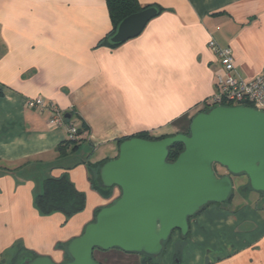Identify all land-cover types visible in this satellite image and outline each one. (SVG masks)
<instances>
[{"label": "crops", "instance_id": "1", "mask_svg": "<svg viewBox=\"0 0 264 264\" xmlns=\"http://www.w3.org/2000/svg\"><path fill=\"white\" fill-rule=\"evenodd\" d=\"M139 3L160 12L141 34L111 47L101 43L113 27L106 0H0V259L24 248L31 257L67 261V243L121 193L97 191L92 166L115 158L121 139L187 133L208 110L223 72L212 39L232 49L243 78L262 73L264 0ZM30 98L87 125L75 152L59 157L67 125H52L46 111L27 106ZM65 171L86 195L85 210L68 220L36 204L45 180ZM234 177L232 199L204 207L187 239L174 236L165 264L180 252L178 264H264V211L246 202L264 195L246 175ZM129 258L125 264L145 263L141 254Z\"/></svg>", "mask_w": 264, "mask_h": 264}, {"label": "water", "instance_id": "2", "mask_svg": "<svg viewBox=\"0 0 264 264\" xmlns=\"http://www.w3.org/2000/svg\"><path fill=\"white\" fill-rule=\"evenodd\" d=\"M158 13V7L150 6L125 17L109 41L121 44L138 36ZM175 143L184 148L168 161ZM218 168L226 173L220 175ZM99 174L102 185L118 187L120 196L69 242L71 260L61 264H102L94 258L95 250L114 248L158 257L174 231L187 236L190 217L210 203L231 199L233 176L246 175L251 188L264 193V110L216 106L197 113L187 133L157 140L127 138ZM25 264L56 263L37 256ZM145 264L155 263L148 259Z\"/></svg>", "mask_w": 264, "mask_h": 264}, {"label": "trees", "instance_id": "3", "mask_svg": "<svg viewBox=\"0 0 264 264\" xmlns=\"http://www.w3.org/2000/svg\"><path fill=\"white\" fill-rule=\"evenodd\" d=\"M106 1H107V6L109 9V14L111 17L113 27H112L111 31L102 39L101 43L107 44L111 47H115V46H118L119 44L111 43L109 41V38L115 32L118 24L125 17H127L133 13H136L138 11H141L147 7H142L139 3V0H106ZM159 12H160V8H159ZM85 128H87V125L82 124L79 127V133L82 134V131ZM166 136H168V135H165V136L162 135L159 137H154V135L143 132V133H140L138 135L129 136L127 138L141 137V138H145V139H149V140H157L160 138H164ZM127 138L119 140L118 141L119 145L122 141H124ZM78 142L71 141L69 139L61 142L59 144V146L57 147L59 157L64 158V157L71 155L73 152H75L79 147ZM183 148H184V146L182 143H175L174 145H172V147L170 148L168 161H175L177 159L178 155L180 154V152L183 150ZM106 161L107 160H103L102 162H100L98 164H94L92 166V169H91L93 187L97 191H99L104 197H108L111 194L112 188L104 187L102 185V182L100 184H98L97 179H100L99 170H100L101 166ZM220 175H222V174H220ZM233 195H234V193H233ZM233 195H232V197H233ZM118 197H116V199ZM232 197H231V199H232ZM36 204L42 213L51 214L54 212H61L65 215L66 219L68 220L71 217H73V216H75V215H77V214H79L85 210L86 195L76 188L74 183L71 181L68 172L65 171L59 176H49L45 180L44 190L42 193H40L36 197ZM210 204H212V203H210ZM203 209H204V207L196 215L189 218L188 234L185 237H183L181 235V237H183L184 239H187L189 237V235H190V223ZM99 210L100 209H98L96 211L95 216L97 215ZM174 233H175V231L172 233L169 240L164 243V250H165V247L167 246V244L171 241ZM68 244H69V242L67 243V246H68ZM22 252L27 253V256H25V258H24L23 264H25V261L35 258V257H31L32 256L31 253L27 252L24 248H21L16 254L12 255L13 259L19 257ZM67 253H68V251H67ZM118 253H121V252L118 251ZM143 256L145 257L144 262H146V260H148V259L152 260V258H150L148 256H145V255H143ZM69 260H71V258L68 254L67 261H69ZM0 264H4L3 259H0Z\"/></svg>", "mask_w": 264, "mask_h": 264}, {"label": "built area", "instance_id": "4", "mask_svg": "<svg viewBox=\"0 0 264 264\" xmlns=\"http://www.w3.org/2000/svg\"><path fill=\"white\" fill-rule=\"evenodd\" d=\"M209 47L218 56L223 72L218 75L217 92L204 103L208 109L221 105H248L264 110V69L261 74L245 79L237 71L236 61L230 47L221 46L216 40L209 42ZM29 108H38L49 114V121L54 126L67 125L68 139L81 140L79 125L67 121L66 113L54 103H46L41 98L27 99Z\"/></svg>", "mask_w": 264, "mask_h": 264}, {"label": "rangeland", "instance_id": "5", "mask_svg": "<svg viewBox=\"0 0 264 264\" xmlns=\"http://www.w3.org/2000/svg\"><path fill=\"white\" fill-rule=\"evenodd\" d=\"M217 172L219 173V174H225L226 172H225V170L224 169H222V168H218V170H217ZM238 176V175H237ZM234 179H237L236 178V176L234 177ZM97 181H98V184H100L101 183V180L100 179H97ZM234 184H235V182H234ZM234 189H236L235 188V185H234ZM259 193H261V192H259ZM262 195H264V193H261ZM120 195V194H119ZM253 196H254V194H253ZM253 196H251L252 198H253ZM241 198H242V196H241ZM252 198H250V199H247L248 201H246V202H250L249 204H251L252 206H258V207H260L263 211H264V196H262V200L260 201V202H256L255 201V199H252ZM243 199V198H242ZM114 200H116V198L114 199ZM113 200V201H114ZM254 200V201H253ZM237 201V200H236ZM243 200H241V202H242ZM245 202V201H244ZM243 202V203H244ZM245 202V203H246ZM243 203H241V204H243ZM235 204V203H234ZM235 205H237V204H235ZM9 225H10V223L9 222H7L6 223V226L5 227H7V228H9ZM180 232L179 231H175V233L173 234V237H174V239L176 238V237H178V239H180L179 237V235L177 236V234H179ZM173 237H172V239L171 240H173ZM171 243V242H170ZM169 243V244H170ZM168 246V245H167ZM166 246V247H167ZM171 246H174V248H175V245L174 244H172ZM166 247H165V250L163 251V253L160 255V256H158V257H153L152 258V262L153 263H155V264H165V259H164V257H165V252H166ZM181 248H182V245H178V248H177V253L179 252V250H181ZM7 251H9V250H7ZM118 251H120L121 253H119L118 254ZM132 255H137V254H133V253H126V252H124V251H122V250H120V249H117V248H114V249H111V250H109V251H102V250H96L95 252H94V258L98 261V262H100V263H102V264H125V263H127V262H131L132 260H131V258H129V257H131ZM182 255H183V252L181 253L180 252V254L179 255H177V254H175V261L177 262L178 261V259L177 258H180V257H182ZM25 256H27V253L26 252H22L21 254H20V256L19 257H17V258H15V259H13V256L12 255H9V256H5L4 257V264H23L24 263V258H25ZM176 262H174V260H173V258H172V264H178V263H176Z\"/></svg>", "mask_w": 264, "mask_h": 264}, {"label": "flooded vegetation", "instance_id": "6", "mask_svg": "<svg viewBox=\"0 0 264 264\" xmlns=\"http://www.w3.org/2000/svg\"><path fill=\"white\" fill-rule=\"evenodd\" d=\"M226 172V171H225Z\"/></svg>", "mask_w": 264, "mask_h": 264}]
</instances>
